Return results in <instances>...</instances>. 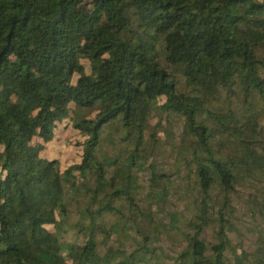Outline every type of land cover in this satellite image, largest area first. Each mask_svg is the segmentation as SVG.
<instances>
[{
	"label": "trees",
	"instance_id": "16d2710c",
	"mask_svg": "<svg viewBox=\"0 0 264 264\" xmlns=\"http://www.w3.org/2000/svg\"><path fill=\"white\" fill-rule=\"evenodd\" d=\"M0 264H264V0H0Z\"/></svg>",
	"mask_w": 264,
	"mask_h": 264
},
{
	"label": "rangeland",
	"instance_id": "374dc122",
	"mask_svg": "<svg viewBox=\"0 0 264 264\" xmlns=\"http://www.w3.org/2000/svg\"><path fill=\"white\" fill-rule=\"evenodd\" d=\"M87 71L89 72L88 63H86ZM70 113L73 114V119L71 123L81 117H92V114H89L88 111H81L79 108H71ZM152 123H155V120H152ZM73 128L64 129L63 127L57 128L54 130V140L46 143L47 149L45 155L47 158H55L59 160L61 165V171L67 167L73 165L74 163L79 162L81 156V148L78 145L77 135L73 132ZM161 136V134H159ZM103 151L110 155L112 154L111 150L107 147H103ZM50 194H53V191H50ZM55 198V197H54ZM236 213L234 214L236 218V227L239 229V234L242 240H244L248 245L254 240L255 231L257 230V223L253 222L246 216L244 210L235 209ZM49 227L58 233V227L54 225H49ZM242 235V236H241ZM167 262V260H165Z\"/></svg>",
	"mask_w": 264,
	"mask_h": 264
}]
</instances>
